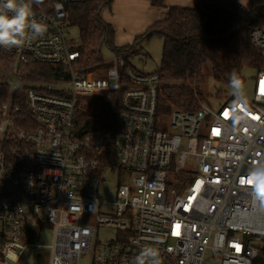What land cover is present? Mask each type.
<instances>
[{
	"label": "built area",
	"instance_id": "built-area-1",
	"mask_svg": "<svg viewBox=\"0 0 264 264\" xmlns=\"http://www.w3.org/2000/svg\"><path fill=\"white\" fill-rule=\"evenodd\" d=\"M85 1L98 0H25L47 32L0 47L14 63L0 74V264L40 246L42 228L51 231L49 261L55 254L61 264L87 255L91 264H136L145 248L161 264H253L264 242V204L249 183L264 164V68L251 98L232 93L217 109L201 103L162 119L156 72L126 67L116 53L75 67L65 5ZM250 42L264 51V25ZM28 62L62 68L67 79L26 85L15 73ZM104 93H121V127L79 129L76 97ZM113 172L109 201L102 182ZM103 228L113 236L98 238Z\"/></svg>",
	"mask_w": 264,
	"mask_h": 264
},
{
	"label": "trees",
	"instance_id": "trees-1",
	"mask_svg": "<svg viewBox=\"0 0 264 264\" xmlns=\"http://www.w3.org/2000/svg\"><path fill=\"white\" fill-rule=\"evenodd\" d=\"M148 1L154 8H166V16L121 46L115 41L114 27L101 16L104 9L111 8L112 0L66 4V25L78 30L79 58L75 67L84 69L99 62L104 58V50L123 54L126 67H131L128 58L136 53L135 49L149 36H159L163 46L156 71L159 75L157 112L165 116L172 110L194 112L201 103H206L202 85L206 72L213 81L231 88L233 72L244 82L243 70L257 73L264 68V51L250 42L251 30L264 25V1L247 0L243 6L234 0H196L195 8L166 7L164 0ZM13 70V58L0 48V74ZM15 74L29 86L56 84L67 79L62 68L34 62L19 65ZM220 93L218 90L216 94ZM119 96L121 93L96 96L94 114L79 110V129L93 132L119 129ZM253 264H264V242Z\"/></svg>",
	"mask_w": 264,
	"mask_h": 264
},
{
	"label": "rangeland",
	"instance_id": "rangeland-1",
	"mask_svg": "<svg viewBox=\"0 0 264 264\" xmlns=\"http://www.w3.org/2000/svg\"><path fill=\"white\" fill-rule=\"evenodd\" d=\"M240 5L245 6L247 0H234ZM164 4L195 8L197 5L196 0H164ZM107 10V9H106ZM105 9L102 11L101 16L105 19L107 11ZM136 11L143 12V9L136 8V3L132 0H118V19L116 20L117 25L114 26L116 33V41L119 45L128 41L127 36H132L136 33V30L140 28V19L136 20ZM122 28L126 32L122 31ZM68 38L72 39L76 44L79 41L78 30L75 27H68ZM163 40L157 35H151L146 38L141 45L135 49L136 53H133L129 57V62L131 66L142 74H152L155 73L160 67L161 54H162ZM113 52L104 50V58L109 59ZM209 70V66H206ZM244 76V97L251 98L254 80L256 77V72L251 69H245L242 72ZM206 77L203 78L202 85L204 86V93L207 95L206 103L213 109L219 108L225 103V101L232 95V88L223 86L222 84L213 81L209 76V72H206ZM218 90L222 93L216 94ZM95 96H78L76 97L77 107L80 111L86 112L88 114H94L95 107ZM162 119H166L167 116L160 115ZM116 174L115 172L108 175L102 182V187L106 191L105 199L109 201L114 200V193L116 190ZM113 230L111 228H103L97 231L98 238H110L113 236ZM37 243L38 247L28 248L26 250V257L22 259L18 264H45L47 262L49 249L46 248L51 243V231L49 228H42L41 232L38 234L37 239L34 241ZM92 258L90 255L85 256L80 260L79 264H91ZM12 264V263H10ZM212 264V262H210Z\"/></svg>",
	"mask_w": 264,
	"mask_h": 264
},
{
	"label": "clouds",
	"instance_id": "clouds-1",
	"mask_svg": "<svg viewBox=\"0 0 264 264\" xmlns=\"http://www.w3.org/2000/svg\"><path fill=\"white\" fill-rule=\"evenodd\" d=\"M39 3L40 0H35ZM47 32V26L34 19L29 3L25 0H0V47L11 49L19 47L33 36H42ZM230 87L237 100L244 97V82L239 75L233 72L230 76ZM253 185L252 195L261 204H264V164L254 168L249 176ZM160 253L155 248H145L136 258V264H161ZM9 260L16 264L19 256L9 253ZM49 264H61L60 258L53 254Z\"/></svg>",
	"mask_w": 264,
	"mask_h": 264
},
{
	"label": "crops",
	"instance_id": "crops-1",
	"mask_svg": "<svg viewBox=\"0 0 264 264\" xmlns=\"http://www.w3.org/2000/svg\"><path fill=\"white\" fill-rule=\"evenodd\" d=\"M132 2L136 3V8L143 9V12L136 11V20L140 19V28H138L136 30V33H134L132 36H127L129 38L128 41H125L121 45L129 43L131 39L133 38V36L142 33L153 22L163 19L167 13L166 8H154L150 5L148 0H132ZM165 6L167 7V6H173V5L165 4ZM117 8H118V0H112L111 8L106 10L107 11L106 17L105 19L103 18L105 22L110 23L113 27L117 25L116 20L119 17ZM122 31L126 32V30L123 28H122ZM115 37H116V34H115ZM115 41H116V38H115ZM25 254L23 255V257L21 258L19 262H21L22 259L26 257ZM48 261H49V253H48L47 262L45 264H48Z\"/></svg>",
	"mask_w": 264,
	"mask_h": 264
},
{
	"label": "snow or ice",
	"instance_id": "snow-or-ice-1",
	"mask_svg": "<svg viewBox=\"0 0 264 264\" xmlns=\"http://www.w3.org/2000/svg\"><path fill=\"white\" fill-rule=\"evenodd\" d=\"M249 183H251V181H249Z\"/></svg>",
	"mask_w": 264,
	"mask_h": 264
}]
</instances>
